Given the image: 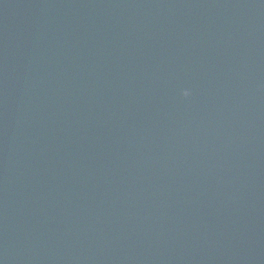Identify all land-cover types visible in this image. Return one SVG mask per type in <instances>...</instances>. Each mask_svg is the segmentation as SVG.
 <instances>
[{
    "label": "water",
    "instance_id": "water-1",
    "mask_svg": "<svg viewBox=\"0 0 264 264\" xmlns=\"http://www.w3.org/2000/svg\"><path fill=\"white\" fill-rule=\"evenodd\" d=\"M0 264H264V0H0Z\"/></svg>",
    "mask_w": 264,
    "mask_h": 264
},
{
    "label": "clouds",
    "instance_id": "clouds-1",
    "mask_svg": "<svg viewBox=\"0 0 264 264\" xmlns=\"http://www.w3.org/2000/svg\"><path fill=\"white\" fill-rule=\"evenodd\" d=\"M184 95H185V96H188V95H189V93H188L187 91H185V92H184Z\"/></svg>",
    "mask_w": 264,
    "mask_h": 264
}]
</instances>
